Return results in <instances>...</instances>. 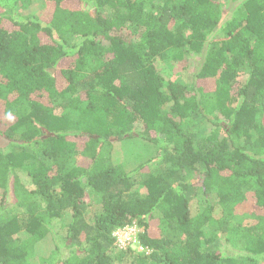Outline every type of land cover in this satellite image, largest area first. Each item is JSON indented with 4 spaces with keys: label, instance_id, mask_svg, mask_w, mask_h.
I'll return each mask as SVG.
<instances>
[{
    "label": "trees",
    "instance_id": "16d2710c",
    "mask_svg": "<svg viewBox=\"0 0 264 264\" xmlns=\"http://www.w3.org/2000/svg\"><path fill=\"white\" fill-rule=\"evenodd\" d=\"M35 259L264 264V0H0V264Z\"/></svg>",
    "mask_w": 264,
    "mask_h": 264
},
{
    "label": "built area",
    "instance_id": "2783aa9c",
    "mask_svg": "<svg viewBox=\"0 0 264 264\" xmlns=\"http://www.w3.org/2000/svg\"><path fill=\"white\" fill-rule=\"evenodd\" d=\"M140 228L135 224L125 225L116 229L113 232V237L115 239L114 244L118 249H128L129 247L135 248L138 252H148L147 247H143L137 242L138 233Z\"/></svg>",
    "mask_w": 264,
    "mask_h": 264
},
{
    "label": "rangeland",
    "instance_id": "374dc122",
    "mask_svg": "<svg viewBox=\"0 0 264 264\" xmlns=\"http://www.w3.org/2000/svg\"><path fill=\"white\" fill-rule=\"evenodd\" d=\"M224 1V0H223ZM196 62V61H195ZM191 68H193V67H191ZM180 70H182L181 69V66H175V65H173V66H171V73H173V74H176L177 75V72H179L180 73ZM187 72H191V71H187ZM178 78H179V76H178ZM241 79H245V75H243L242 77H241ZM206 130H208L207 128H206ZM134 159V158H133ZM128 160V159H127ZM129 161V160H128ZM129 164H131V163H133L132 161H130V162H128ZM58 242H60V240L58 239V237L56 238L55 236H54V234L52 233L51 235H49L45 240H43L42 242H41V250H44L46 253H48L50 250H53L54 249V247H55V244L56 243H58ZM40 254H43V252H39ZM38 255V254H37ZM39 256V255H38ZM35 258H38L37 256L35 257ZM33 264H39V261L37 260V259H35L34 261H33Z\"/></svg>",
    "mask_w": 264,
    "mask_h": 264
}]
</instances>
